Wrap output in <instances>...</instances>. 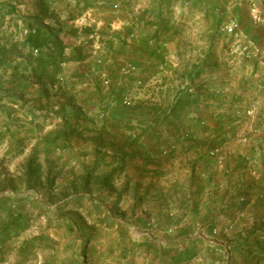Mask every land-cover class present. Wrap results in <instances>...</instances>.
Here are the masks:
<instances>
[{
	"label": "crops",
	"instance_id": "crops-1",
	"mask_svg": "<svg viewBox=\"0 0 264 264\" xmlns=\"http://www.w3.org/2000/svg\"><path fill=\"white\" fill-rule=\"evenodd\" d=\"M254 10L258 22L252 19ZM233 23L237 29L228 34ZM72 25L89 29V35L79 28L65 55L87 45L86 59L62 64L54 78L48 66L38 79L35 71L41 68L28 64L27 56L53 54L48 29L61 31V38ZM104 54L107 74L97 63ZM74 64L78 72L70 76ZM89 76L94 83L85 79ZM51 89L68 93L60 101L73 121L66 128L69 154L84 168L76 175L77 194L68 190L64 195L66 204L91 191L98 201L105 196L176 201V206L142 207L138 213L135 205L127 213L135 219L140 215L144 227L146 215L169 216L160 238L171 235L178 240L175 248L202 239L185 238L187 231L217 235L216 221L225 215L224 243L243 249L212 264H264V0H0V136L19 125L29 135L39 102ZM124 98L131 107L122 105ZM120 148L130 154L123 162L116 152ZM105 165L109 168L103 171ZM87 175L92 179L85 184ZM70 181L65 185L70 187ZM232 185L247 201L252 194L259 198L244 207L251 212L245 221L243 207L219 209L210 201L221 196V189L232 197ZM136 235L127 237L133 260L141 247L165 243ZM185 254L171 262L179 264ZM198 255L189 254L186 264L199 261Z\"/></svg>",
	"mask_w": 264,
	"mask_h": 264
},
{
	"label": "rangeland",
	"instance_id": "rangeland-1",
	"mask_svg": "<svg viewBox=\"0 0 264 264\" xmlns=\"http://www.w3.org/2000/svg\"><path fill=\"white\" fill-rule=\"evenodd\" d=\"M59 15L62 16V14ZM73 26L75 25H72L70 31L64 32L60 38L65 47L76 41L79 28L82 27L76 25L77 28L74 29ZM88 30L83 28L82 33L89 35ZM85 47L87 45L81 48L82 52L87 51ZM77 49L79 48L73 49V53ZM64 53L66 54L65 51ZM100 56L102 57L99 59L103 60L100 66L104 67L108 55ZM72 68V71L69 70L70 76L78 72L76 68L79 66L74 64ZM106 70V67L102 68L104 74ZM60 74L61 72L58 76ZM85 79L90 81L89 84L94 83L93 77L89 76ZM60 91L51 89L44 94L43 101L39 102L37 108L38 113L32 117L33 127L28 128L29 135H25L24 125H19L20 129L11 131L12 134L10 131H1L6 134L0 136V227L15 216H20L23 223L18 234L0 246V264H174L171 260L178 258L180 252L186 254L185 259L179 261V264H186L189 261L186 259L189 254L195 256L199 253H201L198 255L199 261L192 264L206 262L202 256L210 258L209 262L212 264L218 261L223 263L227 254L233 255L237 250L243 249L239 244L236 247H229L224 243L226 235L223 233V221L228 219L225 215L218 217L216 221L215 225L218 226L216 228L220 229V232H217L215 236L205 234L203 230L185 232L187 233L185 238L202 236V239L209 240L208 242L212 240L216 244L202 245V239L198 238L200 240L183 241L184 244L175 248L172 244L178 240L171 239L173 238L171 235L160 238V234L165 233L167 225L165 220L169 216L161 213L146 215L144 217L148 226L144 227L142 219L137 220L140 215H137L135 219V214H127L135 205L138 207L137 213L142 207L166 209L176 203L171 199L150 197L138 200L122 199L118 208L115 209L114 197L105 196L98 201L100 196L95 191L94 193L91 191V194L82 200L73 198L66 204L63 200L64 195L70 194L68 190L77 194L76 175L84 168L77 163V159L76 163L73 162L75 155L69 154L71 147H68L66 128L73 121L66 114L63 103L60 101L66 98L68 93L65 92L66 90ZM101 113L105 114V111L100 110L99 114ZM48 114L51 116H47ZM88 120L87 117L86 120L82 119L83 128L89 122ZM85 145L88 148V145ZM91 150V148L88 149L87 153L94 159L95 154H91ZM96 155L99 161L96 160L94 163L99 165L100 156ZM97 168L95 171L98 170ZM108 168L109 165H105L102 170ZM30 170H37V176L29 177ZM46 178L50 182L55 181L54 190L47 186ZM70 178L73 182L70 181V187H68L65 184ZM240 190L241 188L232 185L229 189L232 197L226 198L224 190L221 189L222 192H219L221 196L210 201L219 209L233 207L239 211L243 207L240 215H242L241 220L245 221L251 212L250 208L244 210V207L251 202H256L259 198L256 199V194H252L250 201H247V195L236 194ZM117 211L123 214L120 215ZM157 220H159L158 224ZM133 226L138 227L137 231H130ZM145 233L149 238L159 237L165 242L164 247H141L140 257L137 255L133 260L127 237L129 234L136 237V234L145 235ZM246 249L248 250L247 247Z\"/></svg>",
	"mask_w": 264,
	"mask_h": 264
},
{
	"label": "trees",
	"instance_id": "trees-1",
	"mask_svg": "<svg viewBox=\"0 0 264 264\" xmlns=\"http://www.w3.org/2000/svg\"><path fill=\"white\" fill-rule=\"evenodd\" d=\"M38 21H33V23H37ZM61 31H56L55 29H48V38H46V41L48 42H53L54 45V53L50 54L48 57L43 58L42 56H37L35 59H33L31 57V55L29 54L27 56V61L28 64H37L40 66L41 70L35 71V73L37 74L38 79H40L42 77V75L44 74V69L48 66H50L52 68V72H51V78L57 77L58 74L60 73V69H61V65L65 64V63H71V62H82L86 59L87 55L83 54V52L81 51L82 49L79 48L77 49L72 55L69 56H65L64 53V49L66 48L63 43L59 40L60 35H61ZM41 37V35L37 34V38ZM70 44H68L69 46ZM43 69V70H42ZM67 125V124H66ZM144 129H142L143 131ZM78 137L80 138L81 135L78 134ZM136 136L133 141H131L132 143L137 142V140L139 139V137ZM102 139L99 138H94V142L98 141L100 142ZM117 154L120 156L121 161L123 162L124 160H126L128 157H130L129 153L124 152L121 148L116 150ZM97 153V152H96ZM38 171L36 170H30L29 171V177L33 178L35 176H37ZM113 176V172H111L106 178H104V185H109L111 179ZM92 179V177L90 175H87L84 179V183L88 184L89 181ZM46 184L48 187H50V189L52 188V186L54 185L53 182H50L48 178H46ZM82 198H84L83 196H76L75 199L76 200H82ZM120 202V199H117L114 202V206L116 207L118 205V203ZM22 220L20 216H15L13 218H11L9 221L5 222V224H3L0 227V246L5 244V242L18 234L19 230L22 228ZM90 241V239L88 240ZM87 241V242H88Z\"/></svg>",
	"mask_w": 264,
	"mask_h": 264
},
{
	"label": "built area",
	"instance_id": "built-area-1",
	"mask_svg": "<svg viewBox=\"0 0 264 264\" xmlns=\"http://www.w3.org/2000/svg\"><path fill=\"white\" fill-rule=\"evenodd\" d=\"M252 19H253L254 22H258V21H259V14L256 12V10H254V12H253ZM236 29H237V25L233 23V24H231V25L226 29V32H227L228 34H233V33L236 31ZM91 38H92V37H91ZM100 45H101V44H100ZM98 46H99V43H98ZM102 61H103V60L99 59V60H98V63H99V64H102ZM104 85H105L106 87H108V85H109V80H108V79H104ZM122 105H123L124 107H126V108H129V107H131V102H130L129 99L124 98V99L122 100ZM215 153H217V151H216Z\"/></svg>",
	"mask_w": 264,
	"mask_h": 264
}]
</instances>
